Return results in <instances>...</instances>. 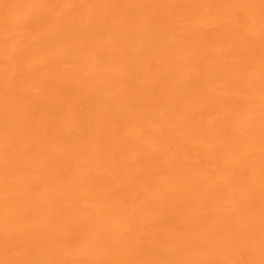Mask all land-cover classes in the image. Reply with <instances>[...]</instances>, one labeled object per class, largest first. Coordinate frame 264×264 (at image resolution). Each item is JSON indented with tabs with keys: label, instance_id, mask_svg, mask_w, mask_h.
Masks as SVG:
<instances>
[{
	"label": "bare ground",
	"instance_id": "1",
	"mask_svg": "<svg viewBox=\"0 0 264 264\" xmlns=\"http://www.w3.org/2000/svg\"><path fill=\"white\" fill-rule=\"evenodd\" d=\"M0 264H264V0H0Z\"/></svg>",
	"mask_w": 264,
	"mask_h": 264
}]
</instances>
